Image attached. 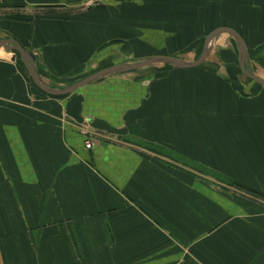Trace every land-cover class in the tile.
Here are the masks:
<instances>
[{
	"label": "crops",
	"instance_id": "obj_1",
	"mask_svg": "<svg viewBox=\"0 0 264 264\" xmlns=\"http://www.w3.org/2000/svg\"><path fill=\"white\" fill-rule=\"evenodd\" d=\"M221 27L264 41V0H0L52 90L193 63ZM225 34L61 95L0 46V264H264V203L230 187L264 197V85L214 56Z\"/></svg>",
	"mask_w": 264,
	"mask_h": 264
},
{
	"label": "rangeland",
	"instance_id": "obj_2",
	"mask_svg": "<svg viewBox=\"0 0 264 264\" xmlns=\"http://www.w3.org/2000/svg\"><path fill=\"white\" fill-rule=\"evenodd\" d=\"M222 37L224 39L223 46L226 47V51H222V53L221 50L220 52L217 51L214 56L223 62V66L226 67L230 73H235L234 75L242 78V81L247 84L255 82L243 73L240 65L243 60V65L247 73L256 77H261V75L264 76V41L256 38L250 44L248 42V47L245 46L246 51L243 55L239 50L238 42L232 35L225 34L220 36V38ZM1 48L4 52V47ZM15 52V54L19 56V53L17 51ZM25 72L29 80L35 84L33 77L27 69ZM230 187L232 193L241 191L246 201L250 202V204L262 205V203H264V197L252 190L244 189V187L235 184H231Z\"/></svg>",
	"mask_w": 264,
	"mask_h": 264
},
{
	"label": "water",
	"instance_id": "obj_3",
	"mask_svg": "<svg viewBox=\"0 0 264 264\" xmlns=\"http://www.w3.org/2000/svg\"><path fill=\"white\" fill-rule=\"evenodd\" d=\"M220 33H227V34L232 35L236 39V41L238 42L239 50H240L241 54H243V55L245 54V51H246L245 50V45H244V42L241 39V37L233 29L226 28V27H221V28H217V29L213 30L206 37L205 44H204V51H203L202 55L196 61H194L193 63L185 64L184 62H182V61H180L178 59L172 58V57L154 56V57H151L149 59L143 60V61H141L139 63H136V64H133V65H120V66H115V67H111V68H108V69L101 70V71H99L97 73H94V74L84 78L83 80L77 82L71 88H66V89H61V90L48 89V88H46V87H44L43 85L40 84V82L37 79V75H36V73H35V71L33 69V63H32L31 56L25 50H23L22 47L15 40H11V39H9V40H0V46L4 47L6 50H16L19 53V56H20L21 60L24 62V64L26 65L28 72L33 77V81L35 82V84H37V86L41 90H43V91H45V92H47L49 94H52V95H61V94L69 93V92L73 91L75 88H77L78 86L87 83L88 81L92 80L93 78L99 77V76H102V75H106V74L114 71L117 68H123L125 70H130V69H134V68H138V67L147 66V65H150V64L155 63V62H168V63H171V64H173L175 66H179V67H189V66L197 65V64L201 63L204 60L205 56H206L207 44L210 42V40L213 37H215L217 34H220ZM240 65H241L243 73L248 78L252 79L253 81H255V82L259 83V84L264 85V80L247 73V71L245 70L244 65H243V60H242Z\"/></svg>",
	"mask_w": 264,
	"mask_h": 264
},
{
	"label": "built area",
	"instance_id": "obj_4",
	"mask_svg": "<svg viewBox=\"0 0 264 264\" xmlns=\"http://www.w3.org/2000/svg\"><path fill=\"white\" fill-rule=\"evenodd\" d=\"M92 145H93V139H92V138H88V139L86 140V142H85V147H86L87 149H89V148L92 147Z\"/></svg>",
	"mask_w": 264,
	"mask_h": 264
}]
</instances>
